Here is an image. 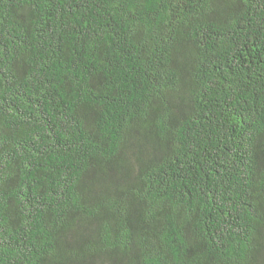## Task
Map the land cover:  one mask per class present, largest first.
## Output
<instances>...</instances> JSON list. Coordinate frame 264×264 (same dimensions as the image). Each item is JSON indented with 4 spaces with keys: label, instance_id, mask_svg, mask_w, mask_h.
<instances>
[{
    "label": "trees",
    "instance_id": "obj_1",
    "mask_svg": "<svg viewBox=\"0 0 264 264\" xmlns=\"http://www.w3.org/2000/svg\"><path fill=\"white\" fill-rule=\"evenodd\" d=\"M0 264H264V0H0Z\"/></svg>",
    "mask_w": 264,
    "mask_h": 264
}]
</instances>
